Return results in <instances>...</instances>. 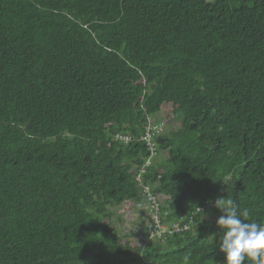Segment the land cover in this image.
<instances>
[{
    "label": "trees",
    "instance_id": "trees-1",
    "mask_svg": "<svg viewBox=\"0 0 264 264\" xmlns=\"http://www.w3.org/2000/svg\"><path fill=\"white\" fill-rule=\"evenodd\" d=\"M161 113L143 186L208 205L143 244L112 220ZM227 197L264 223V0H0V264H224Z\"/></svg>",
    "mask_w": 264,
    "mask_h": 264
},
{
    "label": "clouds",
    "instance_id": "clouds-1",
    "mask_svg": "<svg viewBox=\"0 0 264 264\" xmlns=\"http://www.w3.org/2000/svg\"><path fill=\"white\" fill-rule=\"evenodd\" d=\"M149 119L156 124L163 123V131L158 136L165 133V122L157 121L150 116L147 118L144 129L148 125ZM158 136L154 137L155 140ZM123 143H128V141ZM149 157L150 154L144 160L141 168L146 164ZM153 164L152 159L150 165L145 169V173ZM141 168L136 174V181L140 184H142V179L141 182L138 181L137 176ZM144 187L142 184L143 194H145ZM215 207L223 213L216 221L217 227L222 231V235L216 243H218L220 251L225 254L224 264H245L246 261L247 264H264V223L251 220L250 210L247 208L240 209L236 202L228 197L217 199ZM212 241L214 243L213 237ZM183 259L185 264H191L190 254L184 255Z\"/></svg>",
    "mask_w": 264,
    "mask_h": 264
},
{
    "label": "built area",
    "instance_id": "built-area-1",
    "mask_svg": "<svg viewBox=\"0 0 264 264\" xmlns=\"http://www.w3.org/2000/svg\"><path fill=\"white\" fill-rule=\"evenodd\" d=\"M145 136L143 137V140L146 142V145L150 149V157L146 164L141 168L137 179L141 182L142 175L146 172V168L150 165L151 160L154 156L157 155L156 152V146L153 141L155 136H158L163 131V123L156 124L153 123L151 119L148 120V125L145 128ZM117 139H121L124 141H129L128 137H121L117 136ZM151 189L147 186L144 187V193L146 194L147 201H148V211H149V222L147 227L149 228V237L144 238L142 236L139 237L140 241L143 242V244H146L150 241H157L158 239L166 236V235H174L176 233H180L186 229H188L189 225H192L194 223L195 215L198 213H201L205 207L208 205V202L205 203V206L202 207H196L194 210H191L188 213L189 221L187 223H183V216L180 217V220L175 223L174 226H170L168 224H163L160 219V214L169 215L168 210H163L161 208L160 204L157 201V198L151 194Z\"/></svg>",
    "mask_w": 264,
    "mask_h": 264
},
{
    "label": "rangeland",
    "instance_id": "rangeland-1",
    "mask_svg": "<svg viewBox=\"0 0 264 264\" xmlns=\"http://www.w3.org/2000/svg\"><path fill=\"white\" fill-rule=\"evenodd\" d=\"M165 107L168 111L171 106L166 105ZM160 119L165 122L164 129L166 131L167 121L162 113L160 114ZM146 209L147 205H142L135 201L130 204L127 202L124 205L115 208V216L112 221L117 225V231L119 234L134 241L136 239L134 236L139 232V229H143L144 226L148 225L149 213H147ZM126 234H131L132 238L131 236H126Z\"/></svg>",
    "mask_w": 264,
    "mask_h": 264
}]
</instances>
